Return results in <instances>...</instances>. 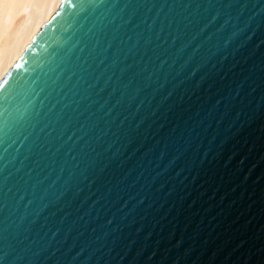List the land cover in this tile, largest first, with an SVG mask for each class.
Here are the masks:
<instances>
[{
  "label": "water",
  "instance_id": "water-1",
  "mask_svg": "<svg viewBox=\"0 0 264 264\" xmlns=\"http://www.w3.org/2000/svg\"><path fill=\"white\" fill-rule=\"evenodd\" d=\"M17 92L0 264H264V0H61Z\"/></svg>",
  "mask_w": 264,
  "mask_h": 264
},
{
  "label": "bare ground",
  "instance_id": "bare-ground-1",
  "mask_svg": "<svg viewBox=\"0 0 264 264\" xmlns=\"http://www.w3.org/2000/svg\"><path fill=\"white\" fill-rule=\"evenodd\" d=\"M60 4L61 0H0V80Z\"/></svg>",
  "mask_w": 264,
  "mask_h": 264
},
{
  "label": "snow or ice",
  "instance_id": "snow-or-ice-1",
  "mask_svg": "<svg viewBox=\"0 0 264 264\" xmlns=\"http://www.w3.org/2000/svg\"><path fill=\"white\" fill-rule=\"evenodd\" d=\"M21 95H23V93L17 92L15 95H11L10 98L5 97L3 101H0V109H2V111H0V118L4 120V126H0V132L4 131V127L8 126L9 117H13V119L11 127H8V131H12V128L18 124L23 127L21 121L25 120L26 114L29 112L30 105H24V100L26 97L24 99H17ZM14 100L16 103L12 105L11 111H9L8 105ZM21 105H24L23 108H21ZM5 113H7V115H5ZM13 114H15V116H13Z\"/></svg>",
  "mask_w": 264,
  "mask_h": 264
}]
</instances>
